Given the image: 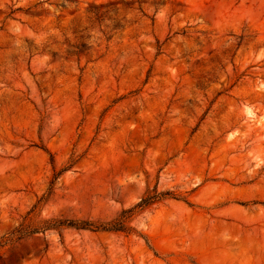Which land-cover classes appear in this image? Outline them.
<instances>
[{"label": "rangeland", "instance_id": "obj_1", "mask_svg": "<svg viewBox=\"0 0 264 264\" xmlns=\"http://www.w3.org/2000/svg\"><path fill=\"white\" fill-rule=\"evenodd\" d=\"M0 264H264V0H0Z\"/></svg>", "mask_w": 264, "mask_h": 264}, {"label": "trees", "instance_id": "obj_2", "mask_svg": "<svg viewBox=\"0 0 264 264\" xmlns=\"http://www.w3.org/2000/svg\"><path fill=\"white\" fill-rule=\"evenodd\" d=\"M168 199L179 200V198H177V196L173 193H158L156 190L153 193H147L135 206L130 209L123 210L116 219L107 223L97 224L90 221L52 219L45 221L43 225L38 228H22L18 231V234L20 238H22L26 235L38 233L39 231L62 230L64 228H74L76 230L88 231L132 233L133 228L129 226V223L132 221L134 216L141 214Z\"/></svg>", "mask_w": 264, "mask_h": 264}]
</instances>
